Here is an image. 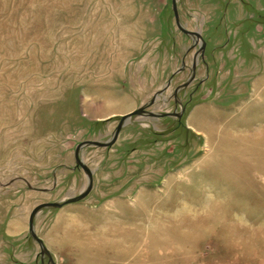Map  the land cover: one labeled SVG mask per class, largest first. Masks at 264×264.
Wrapping results in <instances>:
<instances>
[{
  "label": "rangeland",
  "instance_id": "rangeland-1",
  "mask_svg": "<svg viewBox=\"0 0 264 264\" xmlns=\"http://www.w3.org/2000/svg\"><path fill=\"white\" fill-rule=\"evenodd\" d=\"M175 2L0 0V264H264V0Z\"/></svg>",
  "mask_w": 264,
  "mask_h": 264
},
{
  "label": "water",
  "instance_id": "water-1",
  "mask_svg": "<svg viewBox=\"0 0 264 264\" xmlns=\"http://www.w3.org/2000/svg\"><path fill=\"white\" fill-rule=\"evenodd\" d=\"M172 6H173V10H174V14H175V19H176V23H177V26L180 28V30L182 32H184L185 34H188V35H192V36H195L197 38H200L201 39V36L200 34L196 33V32H189L183 28L180 27L179 25V22H178V15H177V10H176V2L175 0H172ZM140 116V115H145V116H153L151 113H148L145 111L144 108H139L127 115H124L121 117L120 121H119V124L116 128V131H115V135H114V138L111 142L109 143H106V144H101L99 142H86L85 144L79 146L76 150V153H75V160H76V163L78 164L79 167L82 168V170L84 171V173L86 174L87 178H88V187L87 189L81 193L79 196L77 197H74V198H70L69 200L63 202V204H68V203H73V202H76V201H80L82 200L83 198H85L92 190V187H93V172L87 168L83 162L80 160L79 158V149L80 147L82 146H85V145H92V146H99V147H107V146H110L112 145L116 139H117V136L119 135V132L121 130V127L126 123V121L131 118L132 116ZM160 117H163V116H160ZM62 206V204H56V203H50V204H45V205H40V206H37L36 208H34V210L31 212L30 214V217H29V222H28V226H29V232L32 234V236H34V238H36V240L39 241V239L35 236V233H34V230H33V219H34V216L35 214L37 213V211L43 207H55V208H60Z\"/></svg>",
  "mask_w": 264,
  "mask_h": 264
},
{
  "label": "crops",
  "instance_id": "crops-1",
  "mask_svg": "<svg viewBox=\"0 0 264 264\" xmlns=\"http://www.w3.org/2000/svg\"><path fill=\"white\" fill-rule=\"evenodd\" d=\"M119 62V61H118ZM122 96H124V95H118V94H113L112 95V98H113V100H118L119 99V97H121L122 98ZM128 101V100H127ZM125 105V107L124 108H128L127 106H126V104H124Z\"/></svg>",
  "mask_w": 264,
  "mask_h": 264
},
{
  "label": "bare ground",
  "instance_id": "bare-ground-1",
  "mask_svg": "<svg viewBox=\"0 0 264 264\" xmlns=\"http://www.w3.org/2000/svg\"><path fill=\"white\" fill-rule=\"evenodd\" d=\"M248 262H249V260H248Z\"/></svg>",
  "mask_w": 264,
  "mask_h": 264
}]
</instances>
